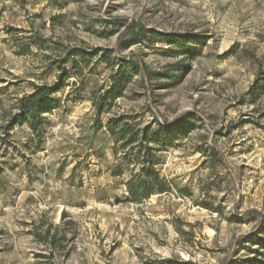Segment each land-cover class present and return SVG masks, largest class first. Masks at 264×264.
I'll use <instances>...</instances> for the list:
<instances>
[{
  "label": "rangeland",
  "instance_id": "374dc122",
  "mask_svg": "<svg viewBox=\"0 0 264 264\" xmlns=\"http://www.w3.org/2000/svg\"><path fill=\"white\" fill-rule=\"evenodd\" d=\"M133 23L151 32L118 55L141 57L160 76L149 91L131 83L115 111L153 129L194 121L188 137L162 152L159 169L175 192L139 204L127 200L126 176H112L113 143L105 128L91 129L95 110L86 91L71 92L73 77L42 125L9 127L33 84L55 82L59 65L72 69V58L60 61L74 49L94 53L83 68L87 90L103 85L99 49L117 48ZM263 33L264 0H0V264L264 259V96L245 97L255 79L247 55L264 53ZM190 39L199 42H181ZM29 41L42 45L28 52ZM209 145L219 160L197 150ZM47 228L57 249L38 236Z\"/></svg>",
  "mask_w": 264,
  "mask_h": 264
},
{
  "label": "trees",
  "instance_id": "16d2710c",
  "mask_svg": "<svg viewBox=\"0 0 264 264\" xmlns=\"http://www.w3.org/2000/svg\"><path fill=\"white\" fill-rule=\"evenodd\" d=\"M78 2L80 0H72ZM147 32L150 29L137 27L133 23L126 27L125 32L119 37L117 48L99 49L97 64H105L108 74L103 85L89 87V81L84 74V66L88 63L94 53H86L82 49H74L68 56L61 60V63L72 58V69L59 65L60 72L57 80L52 84H33V91L18 99V112L11 119L9 127L28 123L32 128L42 125V115L50 113L56 108L57 101L53 97L65 85L68 79L74 78L71 92L77 91V96H82L86 91L95 110L94 123L91 126L93 132L97 133L105 128L106 133L113 143L112 151L115 160L112 165V176L126 179L122 182L128 194L127 200L139 204L153 195H170L175 192V185L172 179L161 174L159 166L165 163L163 151L173 147L177 141L189 136L194 129L192 118L181 117L173 124L156 123L158 127L153 129L152 123L141 125L136 116L115 111L117 101L125 96L131 83H138L145 91L152 88L154 79L160 76L151 70L149 64L141 57L134 54L126 58L120 57L117 51H123L133 45L143 43L148 38ZM168 44L178 43V39L172 34H160ZM155 39V35H153ZM181 42H199L196 39ZM258 42L264 44V33L258 35ZM32 45H42L37 41H29L23 44L25 51H30ZM238 45H233L236 48ZM255 50L248 52L249 60L255 65V79L250 85L245 97L249 102L256 103L258 98L264 96V53L257 55ZM233 52V51H230ZM96 54V53H95ZM66 60V61H65ZM248 100V99H247ZM108 114L105 122L103 115ZM264 116V112L261 114ZM187 116H190L187 114ZM200 153L214 161L218 159V152L214 146L197 149ZM187 192V191H185ZM66 213L62 214V223H67ZM61 224L55 225L59 229ZM259 230L264 231V223H260ZM260 231V232H262ZM40 240L46 245L57 249L60 241L56 233H51L47 228L38 233ZM59 242V243H58ZM259 253V250H256ZM261 255V253H260ZM251 264H264V259L258 256L249 259Z\"/></svg>",
  "mask_w": 264,
  "mask_h": 264
}]
</instances>
